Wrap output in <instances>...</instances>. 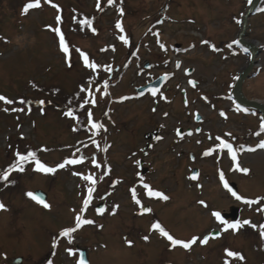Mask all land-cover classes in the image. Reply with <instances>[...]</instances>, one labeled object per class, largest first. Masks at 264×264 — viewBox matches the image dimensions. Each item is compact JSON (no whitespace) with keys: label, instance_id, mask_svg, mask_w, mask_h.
I'll use <instances>...</instances> for the list:
<instances>
[{"label":"rangeland","instance_id":"obj_1","mask_svg":"<svg viewBox=\"0 0 264 264\" xmlns=\"http://www.w3.org/2000/svg\"><path fill=\"white\" fill-rule=\"evenodd\" d=\"M29 2L35 0H3L0 9V95L30 102L0 101V168H10L16 153L28 152L48 167L81 157L77 167H85L81 173L76 168L70 172L66 165L54 178L34 171L33 161L23 173H10L9 187L0 185V203L7 209L0 211V264L12 256H31L29 264L35 259L42 264H74L78 248L88 264H264V239L259 236L264 212L258 211L264 208V199L246 205L232 198L220 180L223 173L243 199L264 198L260 147L264 140L262 132L258 139L255 135L260 119L247 108L241 109L244 115L233 112V100H228L235 91V78L251 64V49L257 52L255 68L244 79L242 92L245 99L264 104V0L248 18L247 0H114L112 5L108 0H40L41 7L25 15L22 10ZM78 18L89 23L90 36L76 30L72 22ZM117 22L122 32L115 27ZM48 26L61 29L71 67L59 49V36ZM77 48L97 65L95 71L83 67ZM163 74L168 78L160 91L137 98L140 86ZM83 82L89 89L81 106L87 130L75 136L68 129L78 120L65 118L69 110L55 111L51 95L38 89L72 94ZM53 94L57 100L64 96ZM91 98L95 107L84 104ZM5 107L8 112L2 110ZM88 111L93 122L104 126L94 137L95 130L86 123ZM197 113L202 118L195 122ZM217 137L232 144L236 161ZM237 163L249 173L234 170ZM193 171L195 180L189 179ZM83 175L93 176L96 184L84 181ZM89 186L94 187L92 200L81 212ZM133 188L140 205L132 199ZM37 189L47 194L49 209L32 204L24 195ZM149 190L169 199L149 196ZM102 202L101 214L94 208ZM142 207L151 211L141 214ZM213 211L227 223L249 220L257 227L222 231L225 225L211 215ZM77 214L94 223L61 236L75 227ZM156 223L183 242L199 239L189 250L172 248L153 229ZM205 237L207 245L200 243ZM227 250L243 259L227 256Z\"/></svg>","mask_w":264,"mask_h":264},{"label":"snow or ice","instance_id":"obj_2","mask_svg":"<svg viewBox=\"0 0 264 264\" xmlns=\"http://www.w3.org/2000/svg\"><path fill=\"white\" fill-rule=\"evenodd\" d=\"M113 2H114V0H108L109 5H112ZM40 7H41L40 0H35L34 3L33 2L27 3L26 6L23 8L22 12H23V14L26 15V14H28L30 9H35V8H40ZM52 7L56 8L58 12L60 11V8H59L58 5L53 4ZM97 7H99V4H97ZM119 13L122 16L123 15V10L119 9ZM56 22H57V24L61 23V17L59 15L56 16ZM85 23H87V21H85ZM115 27L118 30H120L121 32L123 31L122 24L120 22H117ZM48 30L54 31L56 33V35L59 36V42H58L59 49L64 54V56L66 58H68L66 60V62L68 63V66L71 67L70 57H69V46H68V43L65 40L64 35L61 33V29L59 27L53 28L52 26H48ZM156 35L158 36L159 34L157 33ZM120 39H122L124 41V43H127V40L124 37H120ZM204 43H208V42L204 41ZM160 47L163 48L164 45L161 44ZM75 51L77 53H79V55L83 58V67L84 68H90V69H92L94 71L96 70L97 65L95 63H90L89 62V58H88V56L86 54L81 52L79 48L75 49ZM213 51H215L214 48H213ZM176 67L180 68V64L177 63ZM167 78L168 77H165V79H167ZM189 83L192 84L193 87H195V82L194 81H189ZM88 84H91V80L88 81ZM79 91L81 93H85V92H88L89 89L87 87H81ZM152 94L155 95L156 91L153 90ZM0 101H2L5 105H11L13 103H18L19 105H25L26 103H30V102H26L22 98L19 99L18 101H13V100H10V99L6 98L3 95H0ZM39 103H40V105H43L45 103V101L41 100V101H39ZM88 103H91L92 106L95 107L96 106L95 98H91L90 100H85L84 101L85 105H87ZM2 110L5 111V112L9 111V109L7 107L3 108ZM11 111H13V112H23V111H25V109L24 108H12ZM42 114H43V112H42ZM65 115L67 117L72 118V119H76V117L74 116V114H73V112L71 110L67 111L65 113ZM221 115L223 116L224 114L221 113ZM86 116H87L86 123L89 126V129H94L95 130L92 133V135L94 137L102 128H104V126L101 123L93 122L91 111L86 112ZM197 119H199V117H197ZM77 130H79V129L78 128H73V131H77ZM104 130L106 131V129H104ZM260 130H261V132H264V123H262L260 125ZM177 134L180 135L179 130L177 131ZM187 135H192V133L189 132V133H187ZM225 135L226 136H230L231 133H225ZM256 135H260V133L258 132V133H256ZM216 139L220 141V147L222 149H227L228 153L231 154L232 160L236 161L237 160V153H236V151L233 150L232 144L225 142V140H223L221 137H217ZM93 143H96V141L94 139H93ZM97 147H99V146L97 145ZM260 147L264 148V143H261ZM41 150L42 151H46L47 149H41ZM104 150L107 151V148H105ZM247 151H255V149H247ZM209 154H210V152H205L204 153V155H206V156L209 155ZM35 157H36V154L34 152H28L26 155H22L20 153H16V161H15V163L13 165H11L10 168H8V169L4 170L2 173H0V179H2L3 181H8L9 180V175H10L11 172L23 173L25 171V164L33 162V161L35 162L34 171L47 174V173H55L58 169L65 168L66 165H75V164L82 163L83 159H84L83 157H81L80 159H68V160H65L63 163H60L58 165V169H57V168L46 166L44 163L40 162ZM92 160H93L94 166L96 168H99L100 165L95 162V157L94 156L92 157ZM234 170L241 171L244 174H248L249 171H250L247 168H241L238 163H237L236 168ZM73 174L74 175H79V173H73ZM82 179L84 181L89 182L93 186L97 182L96 179L93 176H90V175H83ZM189 179L195 180V179H197V176L196 175L190 176ZM142 180H143V177H141V181ZM220 180L223 183L224 188L227 189L228 192H230L231 195L233 197H235V199L237 201H242L246 205L259 204L260 200L264 199V198H257L256 200L243 199L235 191H233L231 187H229V184L225 181L223 173L220 174ZM143 187L144 188H148L149 186L147 184H144ZM93 191H94V187L89 186L87 188V197L83 200V207L81 208V212H85L87 210V208H88V206H89V204H90V202L92 200ZM131 193H132V199L134 200V202L137 205H140L141 202H140L139 199H137L135 188L131 189ZM26 195L29 198H31L32 200H34L35 202H37L38 204H42L45 209H49L50 208V205L47 204L44 201L43 197L37 196V195H35V194L31 193V192H28ZM148 195L149 196L160 197L163 201H167L169 199V197L167 195H162L158 191L149 190ZM200 203L204 204L203 201H200ZM204 206L207 207L206 204H204ZM116 207L118 208L119 206L117 205ZM6 210H7L6 206L3 203H0V211H6ZM98 211L102 214L105 211V209L104 208H100V209H98ZM150 211H151V209H147V208H143L142 207L141 214H143V212H150ZM258 211L264 212V208L258 209ZM211 215L213 217H215V219L217 221H219L221 224L225 225V227L222 229V231H228V229L238 230L241 227H243L244 225H250L253 228L257 227L256 225L252 224V222L249 221V220H244L242 223H240V222L227 223V221H225L223 219V217H222V215H221V213L219 211H213L211 213ZM75 221H76V223H75V227L74 228L65 229L64 231H62L60 233V235L61 236H70V234L72 232L77 231L83 225H91V224L94 223V221H92L90 219H82L81 215H79V214L76 215ZM152 227H153V229L158 230V232H159L161 237L166 238L167 241L170 242V245H171L172 248H175L177 245H179L182 248H184L185 250H189V249H191L192 245L197 243V240L199 239L198 237H193L190 242L186 243V242H183V241H181L179 239L173 238V236L170 235L163 227H161L159 223H156V224L152 225ZM259 236H260L261 239H264V224L259 225ZM143 239L147 242L149 240V237L145 236V237H143ZM68 243L71 244L72 240L69 239ZM127 243H128V246H131V241H127ZM200 243H202L204 245H207L209 243V238L208 237L203 238L202 240H200ZM55 246L56 245L53 244V247H55ZM72 254L73 253L71 251H69V255H72ZM226 254L229 257H234V258H238V259H241V260L243 259L242 256H239L237 253H235L233 251H230V250H227ZM80 264H83V261H81ZM225 264H227V262H225Z\"/></svg>","mask_w":264,"mask_h":264},{"label":"water","instance_id":"obj_3","mask_svg":"<svg viewBox=\"0 0 264 264\" xmlns=\"http://www.w3.org/2000/svg\"><path fill=\"white\" fill-rule=\"evenodd\" d=\"M258 2H259V0H254L253 3H252V5H250V10H249L250 13L253 11V9L255 8V5H257ZM255 54H256V51L251 50L252 63H253V58H254L253 56H255ZM245 74L246 73H244L240 77V79L238 80V84L242 81V77H244ZM161 81H162V79L161 80H158L157 82H154V83L148 85L147 87H144V88L138 90V92H144V91H147V90H150V89H157V88L160 87V85L162 83ZM236 99H237V101H242L243 103L247 104L248 106L252 107L253 109H257L259 111V113L262 114V116H263L262 117V121H264V106H262L261 104L255 103V102L245 101L241 97H236ZM193 175H195V173ZM230 187L232 188L233 191L236 192V189H235V185L234 184H231ZM33 194H35L37 196H40V197H43L44 201H46L47 196L43 192H41V191H35ZM100 208H102V206L98 207L97 209H100ZM81 261H83V264H88V262L86 261L85 256H84L83 253H82L81 259H80V262ZM20 262H21V258H18V259H15L12 262V264H19Z\"/></svg>","mask_w":264,"mask_h":264},{"label":"trees","instance_id":"obj_4","mask_svg":"<svg viewBox=\"0 0 264 264\" xmlns=\"http://www.w3.org/2000/svg\"><path fill=\"white\" fill-rule=\"evenodd\" d=\"M1 5H2V0H0V8H1ZM45 92H47V94L50 93L49 90H46ZM54 93L55 94H64V96L63 95H58L59 96L58 100H59L61 106L67 105L68 107L69 106L72 107L73 110L74 109L77 110V111L80 110L79 106H80L81 100L83 98V93H81L78 88H76V90H74V92L72 94H67V93H65L64 91H62V90H60L58 88L55 90ZM55 94H53V95H55ZM27 166H28V163L26 164V167ZM19 174H20V172H19ZM9 182L10 181L8 180V181H2L1 183L7 189V187H9L8 186Z\"/></svg>","mask_w":264,"mask_h":264},{"label":"flooded vegetation","instance_id":"obj_5","mask_svg":"<svg viewBox=\"0 0 264 264\" xmlns=\"http://www.w3.org/2000/svg\"><path fill=\"white\" fill-rule=\"evenodd\" d=\"M15 257H19V256H14V257H12L8 262H6L5 264H10L11 263V261L15 258ZM23 258V260H22V263L21 264H29L31 261V258L30 257H27V258H25V257H22ZM35 263H33V264H42V260L41 259H35V261H34Z\"/></svg>","mask_w":264,"mask_h":264}]
</instances>
